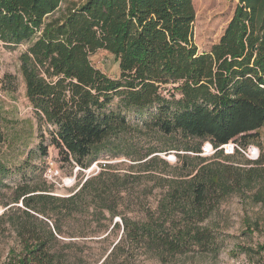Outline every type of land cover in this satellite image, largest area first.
Wrapping results in <instances>:
<instances>
[{"label":"trees","instance_id":"1","mask_svg":"<svg viewBox=\"0 0 264 264\" xmlns=\"http://www.w3.org/2000/svg\"><path fill=\"white\" fill-rule=\"evenodd\" d=\"M194 19L193 0H0V43L25 46L19 73L41 131L40 157L53 147L61 162L86 170L112 157L114 144L127 146L143 134L186 143L154 146L134 158L145 160L137 168L145 167L146 179L163 190L144 212L134 211L139 195L122 210L143 175L120 176L106 164L68 197L21 190L2 203L8 208L0 222L24 252L3 264H138L146 245L186 253L215 243L202 224L232 188L252 181L247 173L264 177V158L234 171L212 161L234 163L238 152L226 156L217 149L231 141L244 149L264 127V0H238L219 41L205 53L193 43ZM99 51L113 56L117 77L92 65ZM129 113L137 118L130 121ZM194 140L208 142L213 157H199ZM168 148L197 156L171 168L152 156ZM158 165L172 172L155 178L150 173ZM7 171L0 163L2 178ZM116 217L121 235L113 240ZM92 224L98 230L88 231ZM72 239L78 242L66 241ZM87 244L107 246L93 251Z\"/></svg>","mask_w":264,"mask_h":264},{"label":"rangeland","instance_id":"2","mask_svg":"<svg viewBox=\"0 0 264 264\" xmlns=\"http://www.w3.org/2000/svg\"><path fill=\"white\" fill-rule=\"evenodd\" d=\"M237 2L238 0H193L195 12L193 43L198 53L208 52L219 41L234 14ZM24 50V45L10 48L0 43V163L8 169L5 178L0 175L2 178L0 215L8 208H4L2 203L11 202L21 190L39 188L45 191L41 194L55 197L71 196L79 190L86 179L96 175L100 171V166L104 164L110 167L111 172L118 173L120 176L131 173L143 175L137 182L138 186H135L132 196L130 195L127 200L124 199L122 208L124 212H127L128 202L132 200V197L136 199L137 195L140 199L133 202L139 206L134 211L144 212L148 207L154 208L163 192L160 188L161 184L156 179H146L145 167L143 170L137 168L138 164L145 160L141 162L133 160L144 155L154 146L167 145L181 148L186 143L174 138H158L143 134L139 138L128 141L127 146L114 144L111 150L112 157L102 156L86 170L72 168L61 162L53 147L48 148L46 157H40L37 147L41 143V131L37 125L35 112L26 99L24 84L19 73L18 58ZM90 61L106 76L117 77L118 65L111 54L99 51L90 58ZM5 76L11 78V83L7 82ZM128 118L134 121L137 117L129 113ZM256 133L257 136L250 140L244 149L238 142L234 143L244 151L250 147L257 149V158L253 159L251 155L246 157L238 152L237 161L234 163H227L221 159L212 161H219L233 171L236 168L253 167L245 165L244 162L264 158V127ZM42 143L46 145L47 140ZM191 144L200 148L199 157L201 158H211L215 153L211 152L208 142L194 140ZM170 149L172 148L152 156H158L171 168L193 162L192 159L187 160L183 157L197 156L181 149ZM163 171L166 174L169 171L172 172L158 165L150 174L155 178L163 177L165 174ZM247 174L251 175L252 181L243 182L234 190L232 188L202 224V227L212 231L216 238L212 246L202 251L192 248L186 253H171L156 244L146 245L143 247V254L138 258V264H264V177H260L262 173L258 171ZM123 186L121 187L124 189ZM126 187L127 191L131 189L130 184H126ZM12 206L19 207L20 203L9 205V207ZM131 215V212L128 213V216ZM4 222H0V264L19 258L24 252V246L12 232L11 227ZM113 222L119 224V229L114 230L112 237L113 240H118L122 227L120 219L116 217ZM95 229L97 228L94 224L88 226V231ZM101 238L103 237L93 240L97 241ZM66 241L78 242L76 239ZM106 246L107 244H87V247L93 251Z\"/></svg>","mask_w":264,"mask_h":264},{"label":"built area","instance_id":"3","mask_svg":"<svg viewBox=\"0 0 264 264\" xmlns=\"http://www.w3.org/2000/svg\"><path fill=\"white\" fill-rule=\"evenodd\" d=\"M211 152H216V150H213L212 147L210 146ZM218 151H222L223 155L226 156H231L234 155L235 152H240L241 154L245 155L246 157H249L250 155L253 156L254 158L258 157V150L250 147L249 149H246L245 151L241 149L238 145H236L234 142H229L226 145L220 146ZM250 159V158H249Z\"/></svg>","mask_w":264,"mask_h":264},{"label":"water","instance_id":"4","mask_svg":"<svg viewBox=\"0 0 264 264\" xmlns=\"http://www.w3.org/2000/svg\"><path fill=\"white\" fill-rule=\"evenodd\" d=\"M209 145V147L211 146L210 144H208Z\"/></svg>","mask_w":264,"mask_h":264},{"label":"bare ground","instance_id":"5","mask_svg":"<svg viewBox=\"0 0 264 264\" xmlns=\"http://www.w3.org/2000/svg\"><path fill=\"white\" fill-rule=\"evenodd\" d=\"M209 146V145H208ZM211 149V148H210Z\"/></svg>","mask_w":264,"mask_h":264}]
</instances>
